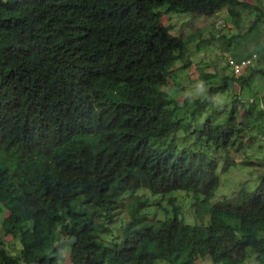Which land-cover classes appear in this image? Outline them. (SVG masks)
Returning <instances> with one entry per match:
<instances>
[{
    "label": "trees",
    "instance_id": "1",
    "mask_svg": "<svg viewBox=\"0 0 264 264\" xmlns=\"http://www.w3.org/2000/svg\"><path fill=\"white\" fill-rule=\"evenodd\" d=\"M223 9L238 27L253 14L249 31H260L264 8L250 0H0V217L22 245L17 254L0 245V264H58L63 238L73 264H264V166L255 186L212 201L221 159L236 164L228 151L264 136L254 82L260 74L264 85V54L234 78L261 94L243 121L235 98L222 120L217 110L196 126L227 91L225 74L189 115L190 98L180 105L163 89L195 36L175 34L163 14ZM144 191L171 204L164 217L145 211ZM123 209L120 240L105 241Z\"/></svg>",
    "mask_w": 264,
    "mask_h": 264
},
{
    "label": "rangeland",
    "instance_id": "2",
    "mask_svg": "<svg viewBox=\"0 0 264 264\" xmlns=\"http://www.w3.org/2000/svg\"><path fill=\"white\" fill-rule=\"evenodd\" d=\"M250 1L264 8V0ZM226 12V9H223L210 16L193 15L191 13L184 12H167L163 14L161 20L162 24L164 26L170 25L173 28L172 31L175 34H180L184 37L195 34L188 46L187 51L185 52V55L183 57H180L174 66L175 71L173 74L175 76L169 78L168 85L165 86V90L168 91L179 102L180 105L183 104L186 98H190L186 105L187 107L184 109V112L187 115H189L191 110L195 108V103L193 100H204L206 97H208L209 86L220 84L221 80H219V78L223 77L224 74H229L230 72V68L227 65H223L221 61L222 59L221 57H218V54L215 55L214 59L208 57L210 62H207V57L203 56V54L201 53L202 48L200 47V45L206 44V42H201V40L206 41L208 38L211 39V32L216 33V35L218 36L221 34H226L227 36H230L231 34H240L241 36L247 35L248 41L253 39V37L255 36V39H257V41H260L261 44L259 48H256L257 50H259L258 53L260 54V59H262V56L264 54V20L260 22L259 27H261L259 29V32H255L254 30L249 31V26L255 18L252 14H250L248 18L240 20L242 25L241 28L231 30L222 25L225 21V23H227V25L232 28L229 22H227L226 20ZM208 45L209 44H206L204 49H206ZM215 45L216 43L213 42L211 51L215 49ZM216 49H218L217 46ZM206 50H204V52H206ZM245 55L246 53L242 52V56L245 57ZM205 73H211L213 74V77H210V80L207 79V77L203 79L202 76ZM227 76L231 77L230 74ZM257 81V87L260 88V90H263V80ZM239 85L240 81L235 82L233 81V79H231L227 91L224 93L220 92L215 95V98L213 100L214 104L208 106L205 110H203L202 116L201 118H198L199 121L197 120L198 122L196 126H200L206 117H214L217 110L221 111V113L218 115V120H222L225 117L227 110L231 108V103L235 98L241 100L242 97L245 98L249 96V92L244 90L243 88L240 89ZM245 110L246 108L242 104L238 113L239 121L244 120L243 114ZM185 134V132L182 133V135ZM194 140V134L188 133V143L186 145H189V143H192ZM260 143H264V136L257 133L256 144L253 146V148H246L245 150L231 149L228 151L227 154L230 155V157L235 158L236 164H234L235 162L227 164L226 159H221V165L219 167V173L221 175V185L212 200L213 202L223 199L225 196H231L245 181H247V184L250 187L255 186V181L258 174L257 168L264 166L263 164L259 165L252 163V161L254 160H259V157L264 159V148H259ZM144 194L145 196L151 198V205H149V207L145 209V211L150 212L151 217H164L165 210H163V208L161 207L162 205H164L165 208H172L171 204L168 203L166 199L163 200L161 196H152L149 191H144ZM178 198L180 200L186 201V203L190 202V197L184 192L179 193ZM184 212L186 215V220L190 221L192 211L187 204L185 206ZM112 218L114 219V222L110 224L111 231L102 234L103 239L107 242H111L114 240L119 241L121 238V226H123L128 221V215L125 209L115 212ZM1 221L2 216L0 217V245L6 247L10 252L14 254L19 253L22 247L21 243L17 239L6 236L4 234L1 227ZM260 234L264 235V228L261 230ZM72 241V239L68 240L66 238H63L62 242H60L63 245L58 249V264H73L69 259V251ZM160 264H165V262H161ZM196 264H213V262L209 257H206L205 259H200ZM246 264L256 263L253 258H249Z\"/></svg>",
    "mask_w": 264,
    "mask_h": 264
},
{
    "label": "clouds",
    "instance_id": "3",
    "mask_svg": "<svg viewBox=\"0 0 264 264\" xmlns=\"http://www.w3.org/2000/svg\"><path fill=\"white\" fill-rule=\"evenodd\" d=\"M169 13H171V12H169ZM215 14V13H214ZM251 14V13H250ZM213 15V14H212ZM219 15H221V14H219ZM253 15V14H252ZM207 16V15H206ZM245 16V14H243V16H242V19H243V17ZM221 22H222V20H221ZM219 23V22H218ZM241 23V22H240ZM230 25H231V27L232 28H230L228 25H227V23H225V21L223 22V26L224 27H227L228 29H231V30H234V29H236V28H241V26L240 27H238V26H235V24H233L232 22L231 23H229ZM167 26H169V25H167ZM230 34H231V32H230ZM234 35V36H233ZM230 36H233L232 38H233V40L232 41H229L230 39H226L227 41H228V47L226 48V49H223V50H221V52H219V55H218V57H221V61H222V63H223V65H227L229 68H230V72H229V74L231 75V79H233V81H235V82H239V81H236V80H234V78L236 77V78H240V76H243V75H245V76H247V75H249L250 74V69L253 67V66H256L257 65V61H258V59H259V57H260V54L258 53V51L257 50H254L252 53H251V55L250 56H248V57H243L242 56V50H241V46H245L246 44L243 42V36H241L240 34H238V35H236V34H231ZM231 38V39H232ZM200 47H201V45H200ZM199 47V48H200ZM205 47V46H204ZM220 50V49H219ZM201 52H203V50H201ZM254 54H257V57L256 58H254L253 59V61H252V63L249 65V66H245V68H244V70H243V72L242 73H240V74H238V75H236L235 74V72H234V68H233V65L231 64V60L229 59V58H231L232 60H235V61H237V62H240L241 60H243V59H248V58H252V56L254 55ZM229 74H227V75H229ZM256 75H259L258 77H259V79L260 80H263V78H262V76L260 75V74H256ZM255 75V76H256ZM254 76V77H255ZM171 78V77H170ZM228 79V84L231 82V79ZM255 82V86H256V88L257 89H259L258 87H257V82L258 81H254ZM168 85V83L165 85V86H167ZM165 86L163 87V89L165 90ZM255 95H258V96H260L261 97V94H255ZM255 95H251V96H247V97H242V99L240 100V104H239V109H240V107L242 106V104L244 105V107H246L247 108V106H248V104H250V103H252L255 99H257V96H255ZM260 99V106H263L264 107V98H259ZM258 99V100H259ZM242 148H244V147H242ZM246 149V147L244 148V150ZM242 150V149H241ZM250 258H252V257H250ZM249 260V259H248ZM247 263V262H246Z\"/></svg>",
    "mask_w": 264,
    "mask_h": 264
},
{
    "label": "crops",
    "instance_id": "4",
    "mask_svg": "<svg viewBox=\"0 0 264 264\" xmlns=\"http://www.w3.org/2000/svg\"><path fill=\"white\" fill-rule=\"evenodd\" d=\"M244 14H245V16L243 17V19H246V18H248V16H250V14H246V13H244ZM210 37H212V38L211 39L208 38L206 41L205 40H201V42H206V44H209L208 47L206 48L207 50L204 49V46H206V44H201V48L203 50V52H201V53L203 54V56L207 57L206 58L207 62H210L209 58L214 59L216 54L219 55V52H221V50H223V49H226L228 47V44H229L228 41L225 40V39H222V40L217 39L216 37H218V35H216V33H214V32H211ZM247 37H248L247 35L246 36L243 35V42L246 45L245 46H241V50H242V52L246 53V55H245L246 57L250 56L251 53L254 50H256V48H259L261 46L260 41H257V39H255V36L250 41H248ZM213 42L216 43V45H215V49L213 51H211V47H212ZM216 46H217L218 49H216ZM204 50H206V52H204ZM258 76L259 75L255 76L254 81L260 80Z\"/></svg>",
    "mask_w": 264,
    "mask_h": 264
},
{
    "label": "built area",
    "instance_id": "5",
    "mask_svg": "<svg viewBox=\"0 0 264 264\" xmlns=\"http://www.w3.org/2000/svg\"><path fill=\"white\" fill-rule=\"evenodd\" d=\"M256 57H257V54H254L252 56V58L243 59L240 62L232 60L231 58H229V59L231 60L230 62L233 65L235 74L238 75V74L242 73L245 66H249L252 63L253 59Z\"/></svg>",
    "mask_w": 264,
    "mask_h": 264
}]
</instances>
